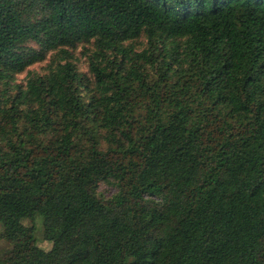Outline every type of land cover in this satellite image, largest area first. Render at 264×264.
I'll return each mask as SVG.
<instances>
[{
  "label": "trees",
  "instance_id": "16d2710c",
  "mask_svg": "<svg viewBox=\"0 0 264 264\" xmlns=\"http://www.w3.org/2000/svg\"><path fill=\"white\" fill-rule=\"evenodd\" d=\"M0 246L12 264H264V0H0Z\"/></svg>",
  "mask_w": 264,
  "mask_h": 264
},
{
  "label": "rangeland",
  "instance_id": "374dc122",
  "mask_svg": "<svg viewBox=\"0 0 264 264\" xmlns=\"http://www.w3.org/2000/svg\"><path fill=\"white\" fill-rule=\"evenodd\" d=\"M133 45L135 46V48L138 51H142L145 46L147 45V39L145 37H141L137 40V42L133 43ZM34 47H37L36 45H33ZM87 48H90L92 50H94V46L93 45H87ZM87 52L84 50V47L82 45L78 46V48L75 50L74 55H75V59H73L74 62H76L78 64L79 69L82 72L85 73H89V60L87 57ZM54 55L53 53L48 54V57L46 58V60L36 63L35 65L29 67L27 69V71L23 74H20L16 77L17 83H25L26 77L28 76L29 72L30 73H36V74H46L48 72V67L51 64V61L53 59ZM99 192L100 194H102L104 197L106 198H111L113 195L116 194L117 189L115 186L108 184V183H103L101 184L100 188H99ZM35 196H38V193H35ZM63 196H65V194H63ZM42 235H39V237H41ZM58 236V232L53 229L52 230V234H51V238L55 239ZM81 237V232L78 234L76 240H79ZM40 246L43 247L44 249H50L51 247V243L49 242H45V241H40ZM0 250H1V246H0ZM1 264H12V261H0Z\"/></svg>",
  "mask_w": 264,
  "mask_h": 264
}]
</instances>
